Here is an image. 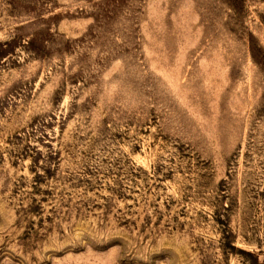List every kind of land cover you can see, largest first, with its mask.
I'll use <instances>...</instances> for the list:
<instances>
[{
    "label": "rangeland",
    "instance_id": "rangeland-1",
    "mask_svg": "<svg viewBox=\"0 0 264 264\" xmlns=\"http://www.w3.org/2000/svg\"><path fill=\"white\" fill-rule=\"evenodd\" d=\"M0 264H264V0H0Z\"/></svg>",
    "mask_w": 264,
    "mask_h": 264
}]
</instances>
